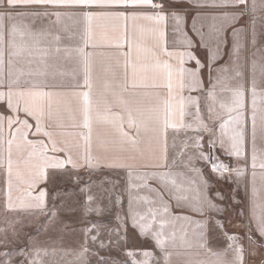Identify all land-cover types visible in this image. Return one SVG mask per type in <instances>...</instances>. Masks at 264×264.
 Returning a JSON list of instances; mask_svg holds the SVG:
<instances>
[{"label": "snow or ice", "instance_id": "1", "mask_svg": "<svg viewBox=\"0 0 264 264\" xmlns=\"http://www.w3.org/2000/svg\"><path fill=\"white\" fill-rule=\"evenodd\" d=\"M260 39L264 0H0V264H149L153 252L129 250L137 237L164 264L182 248L209 254L184 264H264ZM204 167L244 199L213 190ZM81 171L79 207L50 193ZM103 171L115 177H100L107 212L91 191ZM217 201L239 208L227 224L243 229L215 219L221 252L207 245V214L228 211ZM65 229L81 233L72 260L57 258Z\"/></svg>", "mask_w": 264, "mask_h": 264}, {"label": "rangeland", "instance_id": "2", "mask_svg": "<svg viewBox=\"0 0 264 264\" xmlns=\"http://www.w3.org/2000/svg\"><path fill=\"white\" fill-rule=\"evenodd\" d=\"M190 25H191V14L189 15V20H188V30H189V35H193L191 30H190ZM195 39V37L193 36ZM261 45H264V39H260L259 43L257 44L256 47H260ZM249 51H254L249 46ZM197 55L201 57V59H204L206 56V53L201 50L197 52ZM224 59H227L225 56ZM224 60L219 61V63H223ZM222 159H225V162L227 161V158L222 157ZM81 176L82 179L79 180L78 183H74L70 179L58 177L57 178V183L54 187V189H50V193L52 191H58L60 192L59 199L62 202H65L67 204H71L74 207H79V204L83 202V193L79 191V188L82 184H87L89 183V173L81 171ZM101 175L109 176V173L107 171H103L102 173H92L91 174V183H92V194L96 196L98 199L96 203L99 204L101 208H104L107 212V209L110 207L109 206V200L107 198V195L103 192L104 188H110L111 185L110 183H100V177ZM110 179H114L115 177L109 176ZM120 179V184L117 185L116 190L119 191L121 187L123 186L124 178L123 175L119 177ZM0 187H3L0 185ZM54 199V197L51 196L49 197V200L51 201ZM96 203H94L93 206H96ZM125 212L127 211V197L125 195V204L123 205ZM78 215V213H77ZM88 219L91 220H100V221H107L111 220L112 217L110 215H102V216H96V215H91L88 217ZM29 221L26 219L25 223H28ZM178 223H183V221H180ZM4 225L0 223V227H3ZM69 226L71 229H79L81 227L80 223L75 220V216L69 219ZM116 227V223L113 220L111 224H109V228H114ZM24 232H29L33 235L34 238L43 240L45 237L43 236H37L35 233V228H28L25 227L22 229ZM81 233L79 231H71L69 229H65L63 233H61L57 238H56V247L58 249V257H63L66 260H72L74 253L78 250V245H79V239H80ZM27 239V237H25ZM15 247V245H10L9 249ZM129 250L135 252V259L137 260H143L144 257L142 255V251L147 250L151 251L154 254V257L150 259L149 264H164L163 261V254L159 251L158 248L154 246V241L151 239H145L142 237H137L134 241V245H129ZM120 259H125V257H120ZM256 260H259V257H257Z\"/></svg>", "mask_w": 264, "mask_h": 264}, {"label": "crops", "instance_id": "3", "mask_svg": "<svg viewBox=\"0 0 264 264\" xmlns=\"http://www.w3.org/2000/svg\"><path fill=\"white\" fill-rule=\"evenodd\" d=\"M172 38L173 37L170 36V40ZM187 66H192V63L190 62L189 65ZM189 151H191V149ZM194 163H196L197 166H200L203 164L202 161H194ZM204 172H205L206 178L213 185V190L218 188L226 196L236 195L237 200L244 199L243 190H241L239 194H234L232 192V188H233L232 184L228 183L225 180H218L214 174L209 172L207 167H204ZM217 203H225L228 211L225 215H221L215 212H209L207 214L208 217L214 218V219L208 220V231H207V245L209 248L212 249L213 252L223 251L227 247L228 243H230L223 236V234L216 228L215 219L225 220V228L229 232V234H237L240 236L243 235L242 228L231 227L227 224V220L229 219H231L234 224L240 222L239 217H237L236 215V213L239 211V208H237L234 204H232L231 201H226V202L217 201ZM241 207H243V205H241ZM175 211L179 212L180 210L177 209ZM187 214L191 215L193 219H196V220H199L202 218L200 214H197V213H187ZM241 242L243 243V241ZM179 251L182 253V255H179V256L174 255L173 264H184V261L189 260V259L196 261V260H206L209 258V254L206 253L203 249H183L182 248V249H179ZM231 258H232V253H229L228 259H231ZM255 264H259V260H256Z\"/></svg>", "mask_w": 264, "mask_h": 264}]
</instances>
